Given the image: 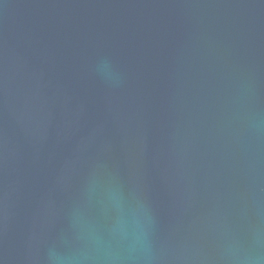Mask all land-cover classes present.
<instances>
[{"label": "water", "instance_id": "obj_1", "mask_svg": "<svg viewBox=\"0 0 264 264\" xmlns=\"http://www.w3.org/2000/svg\"><path fill=\"white\" fill-rule=\"evenodd\" d=\"M0 264H264V0H0Z\"/></svg>", "mask_w": 264, "mask_h": 264}]
</instances>
